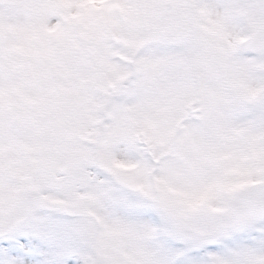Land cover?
<instances>
[{"label": "snow or ice", "instance_id": "obj_1", "mask_svg": "<svg viewBox=\"0 0 264 264\" xmlns=\"http://www.w3.org/2000/svg\"><path fill=\"white\" fill-rule=\"evenodd\" d=\"M0 264H264V0H0Z\"/></svg>", "mask_w": 264, "mask_h": 264}]
</instances>
